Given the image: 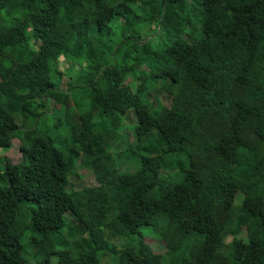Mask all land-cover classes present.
<instances>
[{
	"label": "trees",
	"instance_id": "16d2710c",
	"mask_svg": "<svg viewBox=\"0 0 264 264\" xmlns=\"http://www.w3.org/2000/svg\"><path fill=\"white\" fill-rule=\"evenodd\" d=\"M190 3L0 0V149L21 153L0 159V264H264V0ZM59 59L78 70L66 89ZM128 112L121 173L109 135ZM59 114L63 151L40 129ZM80 155L94 185L69 189ZM66 213L84 235L64 237Z\"/></svg>",
	"mask_w": 264,
	"mask_h": 264
},
{
	"label": "rangeland",
	"instance_id": "374dc122",
	"mask_svg": "<svg viewBox=\"0 0 264 264\" xmlns=\"http://www.w3.org/2000/svg\"><path fill=\"white\" fill-rule=\"evenodd\" d=\"M187 3L190 5L191 0H186ZM153 36V27L147 26L144 27L142 37L147 38L150 42H155V37ZM197 34L193 35V39L197 38ZM30 45L32 49H37V46L39 45V42L34 40L33 38H30ZM58 68L63 72V79L60 83V87L62 89H66L70 83L74 82L75 77H78L76 75V72L78 71L76 66H72L70 71L67 72L68 67L70 66L68 62L64 59H59L57 62ZM83 68V67H82ZM65 72V73H64ZM162 82H158V87L161 88ZM77 85V83L75 84ZM124 85L131 86V90L135 91V89L138 86V81L132 80L131 77H127L124 80ZM158 98L160 102L168 107L169 105V95L167 93H164V90H161L158 93ZM149 100L146 101V105H149ZM88 104H86L84 111L87 109ZM74 112L75 107L73 108ZM96 118V115H95ZM119 118V119H118ZM118 121L116 122V126L114 127V131L116 135H109L112 137L113 142V136H114V143L112 148H109L110 155L116 159V167L119 172L121 173H129L134 171L137 168V159L134 155V153L127 149L128 143L134 142V138L132 136L133 133V126H135L136 122L133 117V114L131 112L126 113L124 116H117ZM17 124L20 125V120L17 119ZM60 124V125H59ZM41 130H45L49 133V135L53 138L55 141V146L59 151H63L66 140H67V134L65 131V127L63 126V120L59 115H55L52 118L48 119V122L40 128ZM108 136V137H109ZM13 146L9 151H4L3 149H0V159L2 162L9 161L11 164H17L21 159V153L19 151L20 143L17 139H14L12 142ZM86 160L83 155L79 156V160L75 164L74 174H72L68 181V188H72L74 190L81 189L83 187H91L94 185V174L91 171V169L86 165ZM162 175L164 176V172H162ZM161 184H164V181L159 182ZM236 203L238 204V201L236 200ZM66 222H67V229L63 232L64 237L69 240V232L72 233L74 236L78 237L80 235H84V233L79 230V225L76 221V219L70 214L66 213L65 215ZM141 235L144 237V241L151 247L154 253L156 254H166L167 248L165 246L164 241L160 238L158 235H153L149 229L143 228L140 230ZM109 234V233H108ZM119 236V235H118ZM239 238L245 237V231H241L238 234ZM113 243L120 245L122 244L121 238L119 236H114L113 238H109ZM231 238H228L227 241H230ZM192 239H189L185 241V247L186 248H192V246L196 242H191ZM32 253L33 251L28 249V253ZM28 258V264H35L32 261V256H26ZM101 257V264H111V262L108 259V256H100ZM55 256L52 257L51 263L56 264Z\"/></svg>",
	"mask_w": 264,
	"mask_h": 264
}]
</instances>
